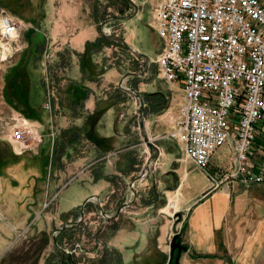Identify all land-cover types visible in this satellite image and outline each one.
Here are the masks:
<instances>
[{"label":"crops","instance_id":"crops-1","mask_svg":"<svg viewBox=\"0 0 264 264\" xmlns=\"http://www.w3.org/2000/svg\"><path fill=\"white\" fill-rule=\"evenodd\" d=\"M145 2L143 0L141 5ZM8 6L5 7L11 10ZM52 8L51 13L41 21L42 26L29 21L36 32H39H35V36L41 34L45 38L41 53L37 50L31 58L35 62V73L41 75V92L37 94L42 97L40 104L46 108L49 89H52L53 105L56 103V82L52 77L53 71L51 72V65H56L63 73L62 83L58 88L62 89L61 103L65 107L64 111L70 117L81 120L65 128L68 133L63 139L64 143L62 142V153L58 155V158H62L66 152L70 157L67 145L85 136L83 127L92 123L89 116L97 108L99 99H102L98 91L100 79L102 76L105 79L113 76L119 69L104 63L110 60L111 44L93 54V60L98 64L97 70L101 71L104 65L103 72L95 77L84 74L81 57L86 43L102 34L98 18L89 14V7L83 5V0H60L53 3ZM138 12L141 16L140 9ZM15 14L18 15L16 12ZM151 17L152 8L147 24L153 28L149 23ZM31 41L29 38V43ZM30 52L33 54L31 48L26 55ZM155 58H150V63H145L141 57L140 65L147 73L152 72L150 64ZM26 95H22L25 103L29 102ZM182 100L184 101V95ZM113 108L111 106L101 116H110ZM39 115H25L24 118L38 121L41 119ZM101 116L95 120V124ZM77 127L79 130L75 129ZM93 128L99 134L109 136L114 142V148L104 151L91 140L92 146L80 150L82 153L61 163V167L57 166L59 170L52 173L45 163L41 166L39 163L22 160L19 156L21 153H11V158L0 159V264H45L47 257L58 246H55V240L59 234V246L73 250L72 253L77 256V264L85 263L82 262L84 256L80 254H83L86 247L81 243L84 236L81 234V229L84 228L83 218L96 214L97 211L103 213L108 210L112 213L100 228L103 231L112 224L103 247L109 246L119 254L116 264H264V180L245 183L237 176L226 177L234 153L229 142L217 149L206 167L196 165L190 158L187 161L175 158V165L163 169L167 173L160 179V183L165 186L164 197L162 203L156 204L154 199L144 200V195L140 201L138 195L133 193H125L119 197L114 194L117 174L130 173L132 165L129 167L130 171L121 166L109 169L107 162H117V142H121L123 138L116 131L102 134L98 128ZM76 131L81 136L79 139L72 138ZM149 135L157 139L155 134L149 132ZM226 148L232 150V155L224 160L221 156ZM91 150L99 155L97 159L84 164L87 151ZM163 152L162 148V154ZM255 156L259 158L260 154L255 153ZM55 161L56 159H51V168L56 167ZM169 174H174V182L169 179ZM76 177L89 190L65 196L63 202H60L59 190ZM48 194L54 203L52 208L44 207ZM109 201L111 206L108 205ZM83 205V218L72 224L71 221L82 216ZM120 207L122 208L118 211ZM62 226L64 227L61 228ZM176 233H179V238L185 245L180 254L177 249L174 252L171 249V241ZM99 248L93 247L86 252L98 251Z\"/></svg>","mask_w":264,"mask_h":264},{"label":"rangeland","instance_id":"rangeland-1","mask_svg":"<svg viewBox=\"0 0 264 264\" xmlns=\"http://www.w3.org/2000/svg\"><path fill=\"white\" fill-rule=\"evenodd\" d=\"M58 1L60 0H0V4L8 6L7 4L10 2L12 7H8H10L12 11L13 8H16L19 11L17 14L20 17L24 18L26 21L31 20L34 24L42 26L41 21L44 20L47 14L51 13L53 3L56 4ZM135 1L139 4L141 16L138 12L137 14L134 13L130 18H116L103 25V29L124 36L131 46L135 49L143 50L142 52L146 53L152 59L157 56L161 47V39L157 35V32L147 24L150 18V9L154 1L146 0L143 5H141L143 0ZM83 5L89 7L90 15L93 14L98 18L97 22L99 26L106 18H112L118 14L130 13L131 9V4L126 0H83ZM55 10L58 11V9ZM84 11L86 12L85 8ZM29 29L22 31L19 37L13 40L3 39L0 35V159L11 158V153H21L19 156L22 157V160L30 161L33 164L39 163L41 166L42 163H45L47 164L46 167L48 171L51 170L52 173L53 171L59 170L58 167H61V163H66L70 160V157L82 153L80 150H85L92 146L93 142L88 137L83 136L78 141L67 145V148L70 150V157L67 152L62 158H58L56 155L57 151H55L56 153L53 155L54 148L52 145L54 142L56 150H60H58V153L60 154L62 151L61 144L68 133V131L64 132L65 128L77 124V121H81L70 117L64 111L65 107L61 103L62 89L58 88L62 83L63 73L56 65H51V72L53 71L52 77L53 79L55 78L54 81L56 82L54 92L57 96L56 103L53 105L54 108H44L43 105L40 104L42 97L37 95V111L40 112L39 116H41V119H35L38 121L29 119L34 124V128L42 134V140H39V136L28 139L22 152H19L21 148L12 141V131L24 125L23 119L25 115L21 112L24 113V110L28 107L23 101L21 95L22 89L28 95V99H33L35 94L34 86L39 84V80H41V75L38 72L35 73L33 69L35 62H33V57L31 58L37 51V38H39L37 34H39V32H36V36L35 34L33 35V38L36 39V43L35 40L29 43L31 35ZM110 47V60L104 63H106L107 66H116L122 76L119 72H116V74L107 79L104 78L105 76H102L98 83L99 95L102 99L111 97V95H114L116 92L115 90H117V87L122 88L120 86V76L124 79L123 85L141 90L146 102L147 130L157 136L156 142L162 146L164 150L163 154H161V159L158 160L159 163H157V168L153 167L147 175L137 178L135 185L133 187L131 186L132 180L139 175L149 154V147L142 138L139 128V101L133 94L126 91L128 96L125 100L112 106L114 108L110 116L106 118L101 116L96 124L95 122L90 124L91 127L98 128L99 132L102 134H109L112 131H116L123 138L121 142H117V147L119 148L116 153L118 157L117 162H107L109 169H116V167L121 166L125 170L130 171L131 169L129 167H131V165L134 168L128 174H117L118 177L114 180V194H117L119 197L125 193H133L136 196L138 195L140 201L143 199L144 195V200L154 199L156 200V204H159L163 201V189L165 187L164 184L160 183V179L167 175L163 169H168L170 165H175L176 163L173 162L175 158H179L180 161L189 160L183 155L176 139L169 135V133L177 127V121L180 118V106L183 102L181 85L178 82L171 83L164 78H160L157 75V65L155 62H151L150 64L152 72L145 74V69L141 70V68H143L140 65L141 57L133 52L127 44H113ZM29 48L32 49L33 54L30 56L31 60L27 62V65L24 66L20 72V79L18 77L19 88H16L10 76L16 70L20 61L26 58V53ZM102 56L103 53H101V57ZM102 67L104 68V65ZM129 71H136L140 76L129 74ZM48 74L50 73L48 72ZM23 80L26 81V83ZM24 88H26V90ZM160 90H162L164 94L161 100L162 102L157 104V108L162 107V109L155 111L151 108L154 97L152 98L150 92ZM40 92L41 90L39 89V93ZM77 149L79 150L76 151ZM87 153L88 156L85 158L84 164L97 159L99 155V153L93 150H91V152L87 151ZM52 155L53 159H56V167L51 168ZM231 155L232 150L226 148L222 151L221 158L225 160L230 158ZM49 159L50 162H48ZM45 170L47 169L45 168ZM169 177V179L174 182V174H169ZM155 183H157V185H154ZM43 185L45 188V182ZM154 187H156V190ZM86 189L89 190L87 186L82 185L76 177L75 179H71L59 190L58 199L60 202H63L65 196L77 195L79 192L86 191ZM50 191L52 193L51 189ZM50 197L51 195L48 194L44 207L52 208V205H54ZM108 205L111 206L110 201ZM105 213L111 215L112 212L108 210L107 212L105 211ZM108 218L107 215L99 211L85 219L83 218L84 222H82L84 223V228L81 229V234L83 233L84 236L81 238V243L83 247L86 246L84 247L85 251H83V254L80 253L84 256V261L82 262L85 263L83 264H106L107 262H110L109 264H116L117 261H119V254L113 249L111 250L109 246H106L107 249L103 247L106 238L111 232L110 225L112 224H109L103 231L100 225ZM59 237L60 234L58 235V239ZM58 239L55 240V246H61V242ZM58 241L60 242L59 244ZM93 247H100V250L86 252V250L92 249Z\"/></svg>","mask_w":264,"mask_h":264},{"label":"built area","instance_id":"built-area-1","mask_svg":"<svg viewBox=\"0 0 264 264\" xmlns=\"http://www.w3.org/2000/svg\"><path fill=\"white\" fill-rule=\"evenodd\" d=\"M149 23L161 39L153 60L157 75L178 82L184 95L177 127L169 133L183 155L206 167L229 142L234 153L226 177L264 180V0H157ZM31 27L0 4L3 39ZM52 105L49 89L45 107ZM23 120L12 131L19 152L28 139L42 140L34 124Z\"/></svg>","mask_w":264,"mask_h":264},{"label":"trees","instance_id":"trees-1","mask_svg":"<svg viewBox=\"0 0 264 264\" xmlns=\"http://www.w3.org/2000/svg\"><path fill=\"white\" fill-rule=\"evenodd\" d=\"M7 5H10L12 7V4L10 2ZM13 11L16 13H19V11L16 8H13ZM29 32L31 34L30 35V39L32 40L31 42L35 40V43H36V39L32 38V35H34L36 30L32 27L29 29ZM44 43H45V38L42 35L41 37L39 36V38H37V45H36L38 52L41 53ZM111 44H120V42L116 41L115 39L109 37L108 35L104 33H102L101 36H99L95 40L87 41L86 48L84 52L82 53V57H81L82 58L81 65H82L84 74H86L89 77H95L100 72H103V69H104L103 67H101V71L97 70L98 64L93 60V54L101 50L105 45H111ZM30 56H31V52L29 55H26V58L20 61L19 65L16 67V70L10 76L16 88H19L18 77L19 75H21L20 72L22 71L24 66L27 65V62L29 61ZM24 82L26 83V81ZM39 83L40 84H37L34 86L35 87L34 98L29 99L28 100L29 102L26 103L28 105L27 109L24 110V114L26 116L32 117V116L39 115V111H37L38 104L36 103V95L39 93V89H41L42 87L41 82ZM24 89L26 90V88ZM115 91L116 92L114 93V95L112 94L111 97H108L105 99H99L97 108L89 116L90 119L92 118L91 120L92 123L95 122V120H97V118H99L108 108H110L111 106L117 105V103L125 100V98L128 96L127 95L128 93L120 87H117V90ZM163 94L164 93H162V91L150 92V95L152 96V98L154 97V100L152 99L153 101H152V106H151L153 110L158 111L162 109V107L157 108L158 107L157 104L162 102L161 100L163 99ZM21 95H26V92H24L23 89H22ZM75 129L79 130L78 127ZM83 129H84V135L88 137L90 140H92L98 148L101 147L104 151H108L114 148V142L110 140L109 136L99 134L98 132L95 131L93 127H91V125L85 126L83 127ZM66 131L67 130H65L64 132ZM78 132L79 131H76L75 133L72 134L73 139H79V137H81L80 135H78ZM53 148H54L53 155L54 153H56L55 151H57L56 155L58 156L59 149L56 150L55 142L53 143ZM53 155H52V161L54 160ZM132 169L134 168L132 167ZM45 264H77V260H76V256L74 253H68L62 247L58 245L55 251H53L47 257Z\"/></svg>","mask_w":264,"mask_h":264},{"label":"water","instance_id":"water-1","mask_svg":"<svg viewBox=\"0 0 264 264\" xmlns=\"http://www.w3.org/2000/svg\"><path fill=\"white\" fill-rule=\"evenodd\" d=\"M127 1L131 4L130 13L118 14L112 18H106L101 23V31H102V33L108 35L109 37L115 39L116 41L123 42V43L127 44L132 49L133 52H135L136 54H138L139 56L144 58L145 63H150L149 56L146 53H144L138 49H135L133 46H131L124 36L117 34V33H112L111 31H106L103 29V25L113 21L116 18L126 19V18L132 17L134 13H136V14L138 13V11L140 9L139 4L135 0H127ZM129 74L140 76V74L136 71H129ZM123 81H124V79L122 78L120 81V86L122 87V89H124L128 93L133 94L136 97V99L139 101V119L138 120H139L140 133L142 135V138L145 140L146 144L149 147V154H148V156H147V158H146V160H145V162H144V164L140 170L139 175L134 180H132L131 186L133 187L135 185L137 178H141V177L147 175L153 167L156 168L157 162H158V160L162 154V148L156 142L155 139L151 138V136L149 135V132L147 130L146 114H145L146 103H145L143 93L141 92V90H139L137 88H131L129 86L123 85ZM121 208L122 207H120L118 209V211H120ZM84 210L85 209H84V205H83L82 214H81L82 216L78 220L71 221L72 224L78 223L81 221V219L83 218V216L85 214ZM103 213H104V215H107L108 217H110L109 214H107L105 212H103ZM63 227L64 226H62L61 228H63ZM184 248H185V245L181 242V239L179 238V233H176L173 236V239L171 241L172 252H174V250L177 249L178 253L180 254L182 249H184ZM68 253H72V252L69 251ZM178 257H177L176 263H178Z\"/></svg>","mask_w":264,"mask_h":264},{"label":"bare ground","instance_id":"bare-ground-1","mask_svg":"<svg viewBox=\"0 0 264 264\" xmlns=\"http://www.w3.org/2000/svg\"><path fill=\"white\" fill-rule=\"evenodd\" d=\"M173 204V203H172ZM175 208V207H174Z\"/></svg>","mask_w":264,"mask_h":264}]
</instances>
